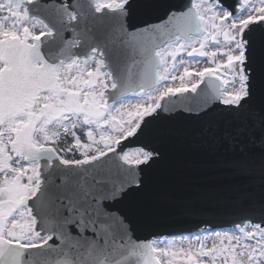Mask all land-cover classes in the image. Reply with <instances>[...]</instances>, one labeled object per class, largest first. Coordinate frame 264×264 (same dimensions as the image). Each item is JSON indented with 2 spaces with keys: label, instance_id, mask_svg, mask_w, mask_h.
Instances as JSON below:
<instances>
[{
  "label": "snow or ice",
  "instance_id": "snow-or-ice-1",
  "mask_svg": "<svg viewBox=\"0 0 264 264\" xmlns=\"http://www.w3.org/2000/svg\"><path fill=\"white\" fill-rule=\"evenodd\" d=\"M140 4L148 12L157 0ZM131 6L0 0V264H264V0H191L130 35ZM121 12L117 29L107 17ZM148 33L147 44L137 40ZM122 47L155 50L129 63L142 86L125 101L119 65L107 61ZM205 88L207 106L197 103ZM181 99L205 117L196 132L159 122ZM190 139L240 145L244 154L219 166L246 184L206 194L228 205L222 226L137 239L112 205L150 213L170 150Z\"/></svg>",
  "mask_w": 264,
  "mask_h": 264
},
{
  "label": "water",
  "instance_id": "water-1",
  "mask_svg": "<svg viewBox=\"0 0 264 264\" xmlns=\"http://www.w3.org/2000/svg\"><path fill=\"white\" fill-rule=\"evenodd\" d=\"M191 0H157V5L151 11L146 12L140 4V0H132V6L127 20L130 25L128 32L131 35V27H136L141 33L150 28L159 27L158 21L165 19L169 11L173 16L183 13L190 6ZM110 24L117 29L123 24L125 14L123 12L107 17ZM165 23H168L165 20ZM151 33L146 36H137V40L148 43ZM154 49L143 52L139 47H122L118 50L107 51V61L110 68L119 65L117 76L119 91L118 99L127 94L134 93L142 86L138 76L128 72V65L134 58H143L148 61L154 57ZM204 88V85H201ZM0 100V107H2ZM177 110L170 115H161L159 122L171 124L178 129H187L190 132L198 131L205 120L204 116H195L188 110H183L180 105L185 101L172 102ZM197 103L203 106L214 103V95L211 88H205L197 99ZM184 140L178 142L170 150V177L163 190V196L154 205L148 214H136L128 211L126 203L112 205L126 213L131 221L132 234L137 239H147L151 235L181 236L194 232L205 223H211L219 227L223 224V215L229 210L222 196H209L206 194L222 192L232 185H244L247 178L232 174L226 167H220L221 162H227L239 157L240 145L230 148L227 143L220 145L203 144L200 141ZM244 150L248 155L259 156V149L244 141Z\"/></svg>",
  "mask_w": 264,
  "mask_h": 264
},
{
  "label": "rangeland",
  "instance_id": "rangeland-1",
  "mask_svg": "<svg viewBox=\"0 0 264 264\" xmlns=\"http://www.w3.org/2000/svg\"><path fill=\"white\" fill-rule=\"evenodd\" d=\"M205 63L206 62H203L202 64H201V66H205ZM181 71H182V69H181ZM133 93H130V94H128V95H126V96H124L122 99H120L121 101H125L127 98H129L131 95H132ZM180 238V237H179ZM179 238H175V239H179Z\"/></svg>",
  "mask_w": 264,
  "mask_h": 264
}]
</instances>
